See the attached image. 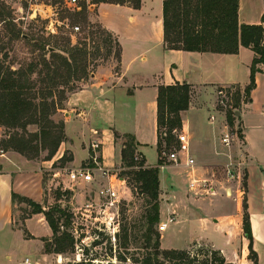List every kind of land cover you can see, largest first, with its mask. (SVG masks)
<instances>
[{"label":"crops","instance_id":"obj_1","mask_svg":"<svg viewBox=\"0 0 264 264\" xmlns=\"http://www.w3.org/2000/svg\"><path fill=\"white\" fill-rule=\"evenodd\" d=\"M163 1L142 0L139 8L129 3L91 4L94 20L119 42L121 61L112 55L98 72H92L89 82L68 94L63 117L59 118L66 140L51 159L39 162L16 151H7L1 157L0 264H24L25 258L34 264L67 263L64 254L45 250L53 230L45 214L33 212L25 198L47 209L51 185L59 176H66L68 170L83 166L91 155L90 144L98 135L102 166L115 169L122 162L125 134L135 136L137 152L145 157L146 166H156L159 154L156 164L149 162L146 149H157L159 86L177 82L190 84L191 100L189 108L181 112V133L186 138L179 151L181 162L163 164L159 169L160 220L175 218L160 231L161 241L170 225L178 223L180 228L193 232L197 222L201 227L196 232L201 236L192 233L180 248L205 244L219 249L236 264H254L249 258L250 240L243 230L244 208L239 195L245 192L253 248L259 264H264V62L258 65L251 101L235 111V128H231L226 111L218 105L219 87L240 85L244 89L250 83L255 52L245 46H240L237 53L167 49ZM263 13L264 0H239L241 24H260ZM225 134L231 138L229 145L222 140ZM67 151L71 152L67 164L57 168L55 161L65 157ZM189 157L194 158L193 165L186 164ZM168 166L187 168L193 181L204 180L207 185L198 184L196 192L183 194L178 183L173 189L172 184L163 182L161 169ZM232 168L235 172H227ZM44 170L52 175L48 188L44 185ZM190 184L187 189H191ZM232 187L234 202L227 197ZM222 204L231 208L224 209ZM211 229L213 232H209Z\"/></svg>","mask_w":264,"mask_h":264},{"label":"trees","instance_id":"obj_2","mask_svg":"<svg viewBox=\"0 0 264 264\" xmlns=\"http://www.w3.org/2000/svg\"><path fill=\"white\" fill-rule=\"evenodd\" d=\"M114 2L129 3L135 8L141 6L142 0H93L92 3ZM164 40L167 49H182L188 51H211L219 53H237L240 46L251 48L256 56L251 65L250 83L242 89L240 85L235 92L227 89V95H231L234 102L233 107H238L242 100L251 101V91L256 86L255 75L259 71L258 65L264 62V13L260 24H244L239 22V0H164L163 1ZM7 22V31L11 39L19 38L24 34L17 29L16 24L11 20ZM103 33L104 44L107 47V54L114 55L121 61V46L113 37L112 33L99 25L97 31H91V39L95 33ZM25 40L43 51L42 59L31 62L28 69L10 70L4 67V60L0 56V122L8 125L6 119L18 121L20 115L34 110L43 114L42 119H47L49 125H42L36 137L42 149H49L54 155L60 144L66 139L64 124H55L50 119V113L59 106L55 100V93H61L66 99V88L69 91L77 89L76 81H81L88 74V47L87 43H80L72 46L68 51L62 52L57 46L46 40L34 41L33 38L25 37ZM33 41V42H32ZM3 42L0 36V45ZM53 48V50H50ZM0 49H3L0 46ZM100 45L96 46L93 56L100 55ZM1 53V50H0ZM49 54V56H47ZM41 65V68H38ZM37 73L38 77L31 80V75ZM35 92L29 90L37 87ZM42 94L41 100L36 102L38 95ZM29 95V96H27ZM30 97V98H29ZM51 97V100L49 98ZM191 86L188 83H175L171 85H160L158 94V143L159 154L158 164L142 168L132 172L135 181L139 184L141 192L148 200V208L143 217L142 226L121 224L115 233L116 240L109 241L108 253L101 258L97 253H90V249L83 247L82 256L76 264H236L222 254L219 249L211 246L207 249L206 257L203 260L197 258L194 249L204 245L194 243V248H163L161 246V233L157 229L160 222V200H159V169L164 164L163 153L170 150L176 142V135L183 127L181 112L190 106ZM227 121L230 126L234 124L235 111H226ZM40 118L33 123H39ZM58 130H54V129ZM176 133V135L174 134ZM240 137L242 135L239 132ZM119 137L120 135H116ZM122 149V161L125 166L141 165L146 162L145 157L137 152L138 142L134 135L125 134ZM21 139V138H19ZM24 141V139H21ZM38 141V140H37ZM179 149L181 141L177 140ZM181 143V144H180ZM14 149L27 156L25 147L32 146L31 141L22 143L17 140ZM22 145V146H18ZM52 155V157H53ZM91 155L93 153L91 152ZM138 156L139 159H136ZM243 180V187L246 191V177ZM71 194L70 191H68ZM16 194H13V198ZM33 206V212H43L49 222L53 235L46 239L45 250L49 253H75L77 246L82 244V236L75 234L74 214L69 206H63L56 202L50 208L43 206L33 200L25 198ZM243 230L245 236L250 240L249 258L254 264H259L258 254L253 248V235L249 213L247 211L246 196L243 201ZM144 230L142 231V229ZM75 229V231H74ZM139 232H142L139 235ZM98 242H94L96 245ZM116 246V252H114ZM191 247V246H190ZM208 247V246H207ZM82 248V247H81ZM85 249V250H84ZM201 249V248H200ZM197 250V253L201 250Z\"/></svg>","mask_w":264,"mask_h":264},{"label":"rangeland","instance_id":"obj_3","mask_svg":"<svg viewBox=\"0 0 264 264\" xmlns=\"http://www.w3.org/2000/svg\"><path fill=\"white\" fill-rule=\"evenodd\" d=\"M93 0H79V4L81 5L80 10H71L68 9L65 3V0H0V36L3 38V42L0 46L3 47L1 50L0 56L4 60V67L9 68L10 70H18L23 69L27 70L28 65L33 62L37 63L42 59V55L46 52L41 50L40 48L36 47L34 43L28 42L25 40V37L33 38L34 41L39 42V40H46V42L57 46L62 52L68 51L72 46L79 45L80 43H87L88 47V74L82 79L81 81H76L79 87L83 85V82H89L91 80L92 72H98L103 66V62L107 61L112 55L107 54V47L103 42L105 34L103 33H95L93 36L95 39H91V31H97L99 29L100 23L94 20L95 10L91 9V4ZM6 19L8 22L13 21L16 24L18 30H20L24 36H20L16 39H11L10 33L7 31L8 23L3 21ZM69 24V27L66 25ZM79 25L80 30L75 31L72 26ZM102 26V25H101ZM51 27H54V31H50ZM103 27V26H102ZM33 42V41H32ZM100 45V55L94 57L93 53L96 50V46ZM49 56V54L47 55ZM38 68H41L39 65ZM119 69V65L116 66V70ZM38 74L35 72L31 75V80H36ZM38 86L29 90V92H35L36 90L40 89L39 82ZM66 88V99L68 94L71 92L68 90V86ZM227 89H230L231 92H235L237 89L236 86H221L219 87V97L221 95V91H223V95H227ZM29 96V95H27ZM229 97V102L227 106H223L221 104L218 105L220 108L224 109L225 111L232 110L237 111L240 110L244 105L245 98L242 97L240 105L238 107H233L234 102L231 100V95H227ZM42 94L38 95L37 99H34L36 102L41 100ZM30 98V97H29ZM55 100L59 103V106L55 111L50 113L49 116L55 124H62L63 121L60 120V117H63L62 109H65V101L66 99L62 97L61 93H55L54 96ZM51 100V97L49 98ZM25 115L21 114L18 121L12 119H6L9 123L5 125L0 122V149H4L5 152L7 151H16L13 145L17 140H20L22 143L26 141H31L32 146H36L37 148H28L25 147V152L27 154L23 156L33 159L36 161L41 162L42 160L51 159L52 152L49 149H42L40 146V142L37 137L36 133L39 132L40 127L42 125H49L47 119H42L43 114L41 111L35 114L34 110L28 111L24 113ZM39 119V123H33L35 119ZM59 119V120H57ZM236 119V118H235ZM234 119V120H235ZM231 128H235L234 124ZM58 130V129H54ZM234 130V129H233ZM182 130L177 134H181ZM176 135V133L174 132ZM24 139L21 140V139ZM38 140V141H37ZM66 140V139H65ZM64 140V141H65ZM127 139L124 138L123 141L125 142ZM177 140L179 141L180 138L176 135V142L174 141V145L171 147L170 150H167L163 153L164 164L175 163L174 161L170 160V153L176 152L179 153V147ZM92 144H95L94 146ZM181 144V143H180ZM61 145V144H60ZM22 146V145H18ZM182 146V144H181ZM60 147V146H59ZM59 147L57 151L59 150ZM90 149L93 155H90V158L83 163L82 167L90 169L94 173V182H82L81 184H76L74 186V190L64 189V186L67 185L69 182L66 176H59L57 181L51 185L52 175L51 171L44 170V185L47 188L51 185L52 189V196H47V204L50 208L56 202H60L63 206H69L70 211L74 214V226H75V234L77 237L82 236V244L80 243L77 246L75 253H65V260L66 264H76L77 261L82 256L83 247H87L90 249V253H97L101 258L106 257V253H108L109 249V241H113V226L107 228L105 224H102V220L104 218L103 215V198H99L98 196V189L100 181H103V178L98 176L99 171L95 168L98 164L96 160L99 161L101 158V150H102V142L100 136H96V138L91 142ZM56 151V153H57ZM20 153V152H18ZM55 153V154H56ZM54 154V155H55ZM147 158L152 163L157 162L158 159V151L156 148H148L146 149ZM53 155V156H54ZM65 157L55 161L54 165L56 167H62L67 164V159L71 157V152L67 151L64 154ZM140 160V158H138ZM142 168H147L146 162L141 167V165H134V166H125L123 161L115 167L113 171L119 174L120 177L124 178V182H115L114 185L118 188L120 193V202L118 203V217L117 221L121 224H129V225H136L138 227L142 226L144 222V215L148 208V200L144 193L141 192L139 188V184L135 181L132 172ZM235 172V169H227V172ZM161 173L163 176V182L166 181L168 184H172L173 189H177L176 183L179 184V189L182 191L183 194H187L189 190L190 192H196L198 188L187 189V185L193 181L192 175L187 168L180 167V168H173V167H166L161 169ZM229 176V174H228ZM245 178V171L242 174V182ZM234 179L232 178V181ZM169 185V189L172 188ZM231 194L227 193V197L231 199V201H235V193L234 187H232ZM71 192V194L68 193ZM77 193V195H76ZM211 192H207L209 194ZM169 192L167 193L168 196ZM189 196V195H188ZM225 196V194L223 195ZM241 198V202L244 201L245 192L239 195ZM166 197V196H165ZM229 199V200H230ZM49 200V201H48ZM61 200V201H59ZM160 200V194H159ZM206 203V202H205ZM29 204V203H28ZM88 204H92V207H87ZM206 204H211L207 201ZM216 204V201H215ZM224 209H229L231 206H227L226 204H222ZM221 205V206H222ZM32 209L33 206H31ZM163 210L167 211V208ZM183 210V209H181ZM110 211H115L114 208L110 209ZM167 219V216L164 220ZM101 220V221H100ZM161 222V220H160ZM159 222V223H160ZM177 226L179 229H177ZM198 227H201L199 224L194 223V230L193 232L184 230L180 228V224H172L170 227L164 232L161 246L163 248H180L184 247L187 243V240L190 239V235L192 237V233H195ZM157 229L159 230V224L157 225ZM115 229L114 231H116ZM144 228L142 229V231ZM192 230V229H191ZM43 230H41L42 232ZM160 232V231H159ZM209 232H213L211 229ZM142 232H139L141 235ZM198 237L201 236L200 232L195 233ZM210 234V233H209ZM98 242L94 245V242ZM194 244L191 245L189 248H194ZM204 246L197 248H203L202 251L197 253V250L194 249V254H198L197 258L201 261L208 257L206 254L207 249H209V245L202 244ZM208 246V247H207ZM82 247V248H81ZM84 247V248H85ZM200 249V250H201ZM85 250V249H84ZM114 252H116V246H114ZM32 259L35 261L36 257L32 255ZM64 260V261H65ZM117 264V261L114 260Z\"/></svg>","mask_w":264,"mask_h":264},{"label":"built area","instance_id":"obj_4","mask_svg":"<svg viewBox=\"0 0 264 264\" xmlns=\"http://www.w3.org/2000/svg\"><path fill=\"white\" fill-rule=\"evenodd\" d=\"M21 2V0H18ZM66 6L68 9L71 10H80L81 9V5L79 4V0H65ZM69 27V24H66ZM72 28L75 31L80 30V26L79 25H75L72 26ZM50 31H54V27H51ZM221 95L219 97V104L223 105V106H227L228 102H229V97L227 95H223V91L220 92ZM178 137L180 138L181 143L183 144V142H185V135L184 134H178ZM222 140L225 144L229 145L231 143V138L229 136V134H225L222 137ZM93 146L95 144H92ZM183 145L181 146V148L178 150L180 151L182 149ZM6 152L4 151V149H0V159L1 157L5 156ZM170 160L174 161L175 163H180V157H179V153L176 152H171L170 153ZM136 159H138V156L136 157ZM194 158L193 157H189L186 161V164L188 165H193L194 164ZM96 163L98 164L95 168L99 171L98 176L103 178V181H100L99 184V189H98V196L99 198H103V215L104 218L102 220V224H105L107 226V228H110L111 226H113V235H112V239L113 241L116 240L115 238V233L118 230V226H119V221H117V217H118V203L120 202V193L118 188L114 185L115 182H124V178L120 177L119 174L115 171H113L114 169H110V168H106L104 166H102L100 164L99 161L96 160ZM4 172V168L2 166V162L0 160V174H2ZM94 173L93 171H91L90 169H87L85 167H77V168H72L70 170L67 171L66 173V177L68 180V184L64 186V189H70V190H74V186L76 184L82 183V182H94L95 178H94ZM207 185L206 181L204 180H194L193 182H191L190 186L191 187H195L196 185ZM87 207H92V204H88ZM114 208L115 211H110V209ZM175 220L174 216H170L166 221L164 222H160L159 223V231H163L168 227V224L173 222ZM101 221V220H100ZM115 229H117L116 231H114ZM24 264H34L32 262V260H30V258H25L24 259Z\"/></svg>","mask_w":264,"mask_h":264},{"label":"water","instance_id":"obj_5","mask_svg":"<svg viewBox=\"0 0 264 264\" xmlns=\"http://www.w3.org/2000/svg\"><path fill=\"white\" fill-rule=\"evenodd\" d=\"M50 50H53V48H50Z\"/></svg>","mask_w":264,"mask_h":264}]
</instances>
